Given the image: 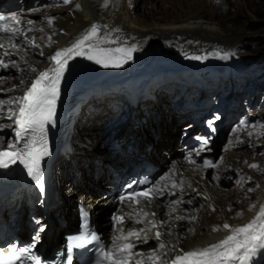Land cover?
I'll return each mask as SVG.
<instances>
[{
  "label": "bare ground",
  "instance_id": "obj_1",
  "mask_svg": "<svg viewBox=\"0 0 264 264\" xmlns=\"http://www.w3.org/2000/svg\"><path fill=\"white\" fill-rule=\"evenodd\" d=\"M45 1L33 4V0H27V4L23 3L24 7L20 2L19 7L10 10L14 12L12 15L20 18L21 31H27L26 35L35 37L39 48H25L16 37L10 42L9 39L0 41L5 46L0 49V149L6 148L8 144L18 147L14 122L8 119L9 109H14L15 105L9 101L21 96V90L30 86L40 72L52 67L48 57L70 47L93 24L99 26L100 36L110 34L113 39L118 38L128 46L136 44L138 50L120 68L106 69L79 56L69 61L71 65L68 64L70 67L60 83L56 112L62 116L65 124L70 117H74L70 129L65 128L71 133L72 140L71 148L63 146L53 163L54 196L45 206L31 187L20 188L8 198L3 196L6 199L0 200V219L5 218L7 221L6 215L15 217V220L17 217L19 225L23 227L27 214L38 213L36 247L39 246L37 249L41 250V245L49 244L50 254L54 246L62 245V237L65 231L71 229L70 225L77 223V212L75 214L73 210L80 204L90 211L92 224L103 233V238L112 248L113 240L121 235V230L126 234L128 231L144 229L142 236L146 234L147 240H131V257L147 264H170L174 255L207 247L224 239L229 233L223 229V224L243 226L253 219L260 205L264 204V179L254 176L253 168L249 165L262 162L263 170L260 169L264 171V158L258 162L261 157L254 152L258 147L264 150V140H257L259 135H251L258 131L256 128H247V124L243 123L233 125L227 144L221 150L219 147L211 166L197 168L194 161L201 160L202 147L192 142L191 138L207 135L203 131V122L212 118V115L205 113L211 111V99L214 96L208 98L201 91L195 92L189 87H175L173 84L179 74L190 82L218 71L222 73L213 75H236L233 70L228 73L224 69L237 66L230 60L242 57L239 43L245 45L244 37L250 38L252 34L242 28L226 25L219 14L230 4H247V1L145 0L148 2L139 8H136L133 0H107V7L104 6L105 0H70V6H65L62 1L44 6ZM172 7L175 8L174 12L170 11ZM205 8L210 12L208 20L196 17ZM48 18H52L51 24L47 22ZM29 20L33 22L31 25L27 23ZM38 26L41 28L38 29ZM115 29L119 31H113ZM260 36L264 38V30ZM153 55L161 60L166 70H154L152 65L157 62ZM192 56L201 59H192ZM177 60L179 64L175 63ZM229 61L231 65L226 63ZM175 64L183 69L176 68ZM72 66L75 67L73 71ZM149 67V72L147 70L144 73ZM86 74L96 79L87 77L82 81L92 80L94 86L87 92L74 94L79 89L76 85ZM164 75L165 79L158 80L157 76ZM141 78L148 79L149 86L130 82L141 81ZM149 87L156 91L161 89V95L155 96V102L148 99V95L153 96L147 90ZM139 92L140 99L131 103V93L137 96ZM234 93L237 96L233 98L227 112L228 118L235 117L236 112L243 107L240 101L243 96H248L246 100L252 96L244 89ZM85 96L88 97L84 101ZM77 98H82V101L66 118V111ZM140 100L145 101L144 108H141ZM130 109L136 112L138 124L130 123L135 120L131 118ZM255 113L249 112V115L254 114V119ZM225 119L223 117V122ZM129 123L136 132L133 135L132 130L130 134L127 132ZM108 127L110 129L107 131ZM122 128L125 129L117 136ZM225 128L223 124L221 133H224ZM32 138V135L26 136L25 142ZM227 138L224 137L222 142ZM212 141L211 136L208 144ZM171 142L181 145L175 150L170 148ZM211 146L208 150L213 149V143ZM126 147L129 148L128 154L122 156L121 152ZM182 151L186 152L187 160L180 155ZM166 164H169L168 170L180 168L189 176L185 177L181 172L178 177L169 174L167 177L161 176L159 181L164 190L158 192L156 187L153 199L141 200L136 205L137 210L130 209L124 222L111 229L109 219L104 214L113 199L110 194L112 189H116L133 172H139L147 166L156 172L159 166ZM239 173L242 176H236L233 183L221 188L227 176L233 177ZM56 179L60 180L59 185ZM237 179L249 180L252 185L245 189ZM249 188L257 189L250 193ZM252 205L256 207L252 208ZM145 212L147 216L143 215ZM238 213L242 215L238 216ZM138 220L143 223H138ZM149 221L156 222L158 227L151 228ZM214 227L219 228V231L214 232ZM157 231L162 234L160 240L155 237ZM20 234L23 238L27 237L22 229ZM161 242L166 245L163 251L159 249ZM155 256H159V260L149 259ZM249 264H264V250L257 252Z\"/></svg>",
  "mask_w": 264,
  "mask_h": 264
},
{
  "label": "snow or ice",
  "instance_id": "obj_2",
  "mask_svg": "<svg viewBox=\"0 0 264 264\" xmlns=\"http://www.w3.org/2000/svg\"><path fill=\"white\" fill-rule=\"evenodd\" d=\"M64 4L70 3V0H62ZM104 6L107 7V0ZM79 5H77V8ZM10 21L11 23H5ZM47 22L52 23V18H48ZM28 25L33 22L27 21ZM21 20L18 16L12 15L6 17L0 15V33L10 34L12 36L24 35L19 25ZM32 30V29H29ZM113 31L118 32L119 29ZM99 26L93 24L81 37L67 48L56 51L48 57L52 63V67L40 72L30 83V86L24 91L22 96L9 101L15 105L14 109H9L10 115L8 119L13 120L15 124V138L19 142L26 136L32 135V139L24 143L22 148H18L16 144H8L6 149L0 150V168H8L9 165L17 163L23 164L28 171V175L32 176L38 184H41L40 161L49 154L47 141L45 137V126L49 123L54 124L56 112V104L60 96V83L67 71L68 63L74 57H84L103 68H120L132 59V53L138 50L136 44L128 46L125 42L118 38L113 39L110 34L104 36L99 35ZM25 39L27 37L25 36ZM50 39V38H49ZM32 46L38 47L33 37L30 41ZM117 45L116 47H104L103 45ZM0 44V49L4 48ZM12 47H16L12 45ZM8 55L7 52L4 53ZM227 55V54H225ZM192 59H201L199 56H192ZM2 63V62H0ZM7 67V65H4ZM35 71V69H33ZM23 84L24 82L21 81ZM39 134L38 138L35 134ZM207 142L205 141V144ZM205 166H211L209 162H205ZM249 167L258 169L256 164H250ZM176 187V185H173ZM252 189H249L251 191ZM154 190L148 189L144 192L134 193L127 197H121V200H134L139 203L136 197H144L148 199L152 197ZM252 205V208H255ZM214 210V209H213ZM147 216L148 213H143ZM154 215V213H153ZM242 215V213L237 214ZM119 223H123V217H113ZM138 223H143L138 220ZM151 228H157L156 222L149 221ZM223 229L228 231V235L224 239L213 243L207 247L196 248L190 251L182 252L171 260L170 264H249L251 258L260 250H264V204H261L259 211L253 219L243 226H230L223 224ZM150 230V229H149ZM213 231H219V228H213ZM145 230H132L126 234L121 230V235L114 238L113 250L105 251L100 246V256L97 264H132V239L147 240V235H143ZM161 233L157 231L155 237L160 240ZM91 241H99V237L92 235ZM85 236H75L70 238L68 243V261L71 264V252L74 247H82L84 244L91 242ZM166 245L161 242L159 249L163 251ZM150 260H159V256L150 257ZM41 264V261L31 253V249L27 247H13L7 253L0 249V264ZM136 264H143L137 261Z\"/></svg>",
  "mask_w": 264,
  "mask_h": 264
},
{
  "label": "rangeland",
  "instance_id": "obj_3",
  "mask_svg": "<svg viewBox=\"0 0 264 264\" xmlns=\"http://www.w3.org/2000/svg\"><path fill=\"white\" fill-rule=\"evenodd\" d=\"M144 1L145 0H133V2H135L136 8H139L140 6L144 7L145 6L144 3L148 2V1H146V2H144ZM190 1H194V0H190ZM246 1H247V4L241 3V2H236L235 4H232V5L230 4L229 6L225 7V10L222 13L219 14V18L220 17H221L220 19L223 18L222 20L224 21V23L226 25H231V26L236 27V28H242L247 33L252 34V35H250L251 37L253 36L255 38L254 39L251 37L250 38L244 37V38H246L243 42L245 45H243L242 43H239V48L242 47L240 49V50H242V51H240L242 57L239 58V56H238V57L234 58V60H230L232 62V64H235L237 66L230 68V69H224V71L228 72V73L231 70H233L236 73V79H228V77H230L228 75H227V77H226V75L225 76L213 75V73L214 74H221L222 73V72L218 71V70H221L222 68L221 69L217 68L218 70H215V71H218V72H212L211 73L212 75H205L204 77H198V79L192 80L191 82L186 81L185 77L183 75L179 74L176 76L177 79H175L173 84L175 87H182L183 86V87H189V89H191L195 92L201 91L202 94H204V95L207 94L208 98L214 96L213 97L214 100H215V98H217V96H221L220 91H222V90H223L222 93H226L227 97L230 99H233V98L236 99L237 95L234 92H237L241 89L246 90L248 92V94H252V96H249L250 98H248L247 100H246V98L248 96H245V97L243 96L242 100H240L242 105H243V107L241 109H243L244 107L247 108V109L243 110L242 114L244 116V114L249 115V111L250 112H255V111L257 112V113H255L257 115H255V118L250 122V124L252 125L251 129L256 128L258 131L252 133L251 135H253V136L255 135L256 137L260 136L257 140H260V139L264 140V38L260 36V32H262L264 30V0H246ZM47 4H53V2L46 0L44 2V6ZM21 5H22V7H24L22 2H21ZM70 5L71 4H65V6H70ZM191 9H193V7L190 8L188 11H191ZM170 11L174 12L175 8L172 7L170 9ZM209 16H210V12L207 8H205V10L203 12L198 13L196 17H202L203 18L202 20H208ZM40 28H41V26L40 27L38 26V29H40ZM254 34H256V35H254ZM153 57L156 59V62H157V63H153V65H152V66H154V70L155 71L166 70L162 66L163 64H162L161 60H158L157 56L153 55ZM230 61L226 62V63L231 65ZM233 62H235V63H233ZM175 63H178V60ZM68 64H70V63H68ZM178 64H175L176 68H182ZM151 67L146 69L144 71V73H147V70L149 72ZM71 69L73 71L75 69V67L72 66ZM154 70H152L151 72H153ZM87 77H91L93 79H96L94 76H91L88 74L82 75L81 81L76 85V87L78 86L79 89L74 94L87 92V90L89 88L94 86V82L92 80L87 79V80L82 81L84 78H87ZM99 78H102V77H99ZM157 78H158V80H163L166 77L164 75L163 77L157 76ZM141 79H140L141 84L144 85L146 83V85L149 86L147 84L148 79L147 80L145 78H141ZM147 90L150 94H152L154 96V98H148V99H150L149 101L155 102V99H156L155 96L160 97V95H161V92H160L161 89L156 91L154 89L152 90V88L149 87V89H147ZM231 90H234V92H230ZM211 91H213V92H211ZM212 93H214L216 95H214ZM93 94L94 93H92V95ZM87 97L88 96L84 97V101L87 99ZM213 98L211 99L212 102L214 101ZM140 101L142 102L141 108H144L143 103L145 101L144 100H140ZM215 101H217V100H215ZM251 109H253V110H251ZM258 112H260V113H258ZM130 115H131L132 119H135L136 112L135 111L133 112L130 109ZM252 115H254V114H252ZM78 119H79V115H78ZM130 123H135V124L137 123L138 124V119L132 120V121H130ZM130 123L127 125V127H128L127 132L129 134H130V131L132 130V125ZM107 125H105V126H107ZM125 127H126V125H125ZM109 129L110 128L108 127L106 130L108 131ZM124 129L125 128H122L119 131V133L117 134V136H119L121 134L122 130H124ZM106 130H105V132H106ZM229 131L230 130H228L225 133L226 138L229 134ZM134 132L135 131L132 130V135L134 134ZM107 133H109V132H107ZM140 135L146 137L143 132H140ZM128 139H129V137H128ZM141 139H142V137H141ZM228 139L229 138L225 139L222 143L220 142V145H219L220 149L219 150L223 149V147L227 144ZM71 140H72V137H71ZM216 143H217V141H216ZM179 145H181V144H178V142H173V143L171 142L170 148L177 150L176 148ZM217 146H218V144H217ZM260 149L261 148L258 147L254 151L258 155V157H261V158H259L258 162H260V160H262V158H264V150H260ZM128 150H129V148L126 147L125 150L123 152H121V155L125 156L126 154H128ZM250 150L252 151V149H250ZM261 163L262 162L256 163V165H258L259 168L253 169L254 172H252V174L253 175L255 174L254 176H261L264 179V171H262L263 169L261 168ZM236 176L240 177L242 175H241V173H239V175L238 174L233 175V177L227 176L223 180V182L221 183V185H220L221 188H223L224 186H228L229 184L233 183V181H234L233 178H236ZM56 181H57V185H59L60 180L56 179ZM237 182H241V187H243L245 189L248 186L252 185L249 182V180H247V181L243 180L242 181L241 179H237ZM249 189H252V188H249ZM249 189H248V191H249ZM256 189L257 188H254L249 192L252 193ZM73 211L76 214V209H74Z\"/></svg>",
  "mask_w": 264,
  "mask_h": 264
},
{
  "label": "water",
  "instance_id": "obj_4",
  "mask_svg": "<svg viewBox=\"0 0 264 264\" xmlns=\"http://www.w3.org/2000/svg\"><path fill=\"white\" fill-rule=\"evenodd\" d=\"M43 255L45 256V253H43Z\"/></svg>",
  "mask_w": 264,
  "mask_h": 264
}]
</instances>
